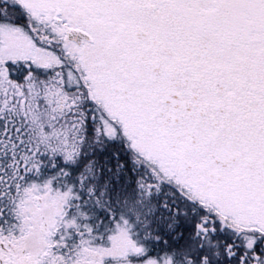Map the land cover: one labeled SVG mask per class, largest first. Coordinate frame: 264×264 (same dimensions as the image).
Segmentation results:
<instances>
[{"label": "snow or ice", "instance_id": "6c2138e0", "mask_svg": "<svg viewBox=\"0 0 264 264\" xmlns=\"http://www.w3.org/2000/svg\"><path fill=\"white\" fill-rule=\"evenodd\" d=\"M0 264H264V0H0Z\"/></svg>", "mask_w": 264, "mask_h": 264}]
</instances>
